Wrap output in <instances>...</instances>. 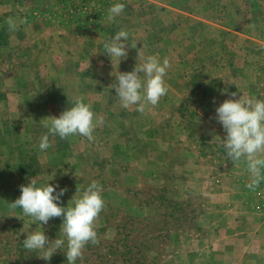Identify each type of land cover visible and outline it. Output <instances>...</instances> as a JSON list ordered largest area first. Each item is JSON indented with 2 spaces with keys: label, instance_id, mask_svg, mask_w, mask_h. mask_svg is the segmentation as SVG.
Returning <instances> with one entry per match:
<instances>
[{
  "label": "crops",
  "instance_id": "1",
  "mask_svg": "<svg viewBox=\"0 0 264 264\" xmlns=\"http://www.w3.org/2000/svg\"><path fill=\"white\" fill-rule=\"evenodd\" d=\"M88 2L93 6V15L86 18L74 10L71 0H0V76H3L0 77V142L3 143L0 144V174L5 166L9 169L11 186L20 177L18 151L27 145L25 140L21 143L22 135L34 134V124L40 119L59 117L72 106L75 98L82 97L84 103L91 105L96 127L106 134L113 132L108 124L111 119L121 121L125 127L124 119L128 117L146 120L153 110L143 114L136 109L125 110L113 88L118 72L132 71L137 63L143 62L142 58L153 55L161 62L165 58L169 60L165 80L170 89L155 109L156 113H167L162 103H177L184 98L180 83L188 84V98L193 95L196 82L191 73L198 69L220 74L217 65L221 64L225 72H231L233 81L247 84L246 70L250 62L224 61L226 50L222 47L212 51L213 41L229 49L224 40L236 39L233 44L239 49L233 48V53L239 55L249 52L246 46L264 43V0ZM115 3H123L125 8L110 21L109 8ZM9 17L26 22L18 30L10 31L6 22ZM122 29L129 33L128 57L119 64L112 63L103 45ZM131 44H136V48ZM257 49L264 55V47ZM261 63L264 64L263 61L258 65L252 63L256 71H261L257 72L260 77L251 76L259 89L264 87ZM185 70L187 83L180 78ZM210 79L207 81H213L220 89L226 86L222 75ZM243 95L258 99L260 96L249 92ZM226 99L220 92L213 99L207 98L214 103ZM41 131L46 133L48 129ZM75 136L80 140V135ZM66 144L63 141L61 145L66 147ZM66 151H61V158ZM235 166L236 170H228L219 179L218 190L206 189L207 213L198 229L206 231L207 236L200 240L197 234L191 241L194 249L185 259L188 264H264V204L257 198L264 180L251 190L247 187L251 174L246 161H238ZM34 175L29 171L24 177L31 182ZM228 178H232L230 182ZM210 184L215 185V181ZM19 194L16 189L9 195L7 208L13 210L9 204ZM178 254L173 257L179 258Z\"/></svg>",
  "mask_w": 264,
  "mask_h": 264
},
{
  "label": "rangeland",
  "instance_id": "2",
  "mask_svg": "<svg viewBox=\"0 0 264 264\" xmlns=\"http://www.w3.org/2000/svg\"><path fill=\"white\" fill-rule=\"evenodd\" d=\"M224 42L231 51L217 40L211 45L212 51L223 47L228 50L224 51V61L250 62L246 70L247 84L233 81L231 72H225V66L219 64L217 72L220 74L200 69L191 73L196 85L189 98L188 84L180 83L184 98L177 103H160L168 114L156 113V106H149L146 111H153L146 120L128 117L124 119L127 127L121 121L111 119L108 124L113 132L106 134L95 127V139L91 143L81 135L80 140L76 136L61 139L58 135H49L50 152L46 150L48 153L45 154L37 148L40 137L48 133H40L47 129H43L42 119L34 124V134L22 135L21 143L25 140L27 145L18 151V182L11 186L6 166L0 174L4 176L0 180V203H3L0 207V264H68L66 237L60 231L62 217L43 225L25 216L21 208L11 210L6 206L10 194L18 189L20 196V186L30 183L24 177L29 171L35 174L37 186L48 182L53 186L58 184L57 191L67 188L59 202L62 207L68 206L77 188L80 189L78 196L93 180L100 182L105 202L95 221L100 242L97 245L89 242L83 250V258L76 264H188L185 259L194 249L191 241L197 234L200 240L207 236L206 231L198 229L207 213L206 189L218 190L219 179L228 170L237 169L219 145L220 138L226 136L216 120L215 110L221 103L207 98L213 99V95L220 92L232 99L230 94L235 92L238 99L249 92L264 100V87H255L251 79V76L260 77L252 63L264 62L263 53H258L257 49L264 47V43L253 45L256 48L246 46L249 52L239 55L233 53V48L239 49L233 44L236 39L227 38ZM243 43L246 45L245 41ZM219 75L226 81L222 89L213 81H207L209 78L218 79ZM180 78L187 83L188 71L185 70ZM135 107L130 109L134 111ZM63 141L67 142L66 147L61 145ZM62 150L71 152H64L61 158ZM231 179L228 178L229 182ZM214 181L215 185H211ZM257 194V198L264 202L263 188ZM19 196L15 195L13 202ZM35 230H42L49 241L65 239V245L53 254L50 261L40 258L44 250L30 252L23 246L27 234ZM176 254L181 256L174 258Z\"/></svg>",
  "mask_w": 264,
  "mask_h": 264
},
{
  "label": "clouds",
  "instance_id": "3",
  "mask_svg": "<svg viewBox=\"0 0 264 264\" xmlns=\"http://www.w3.org/2000/svg\"><path fill=\"white\" fill-rule=\"evenodd\" d=\"M125 5L115 3L109 8L108 19L111 21L123 12ZM10 31L18 30L19 25L25 23L24 19L9 17L6 21ZM129 33L120 30L115 33L108 42H105L104 52L111 61H117L128 57ZM136 48V44L130 45ZM138 51V57L141 52ZM142 63H137L130 72H118L116 85L113 87L121 106L128 109L136 106V111L141 114L151 107L158 105L162 97L167 95L169 86L165 77L170 67L169 60L165 58L161 62L157 56L149 55L142 58ZM143 75V78H142ZM232 99L224 100L216 108V120L226 132V136L220 138L219 145L224 149L226 157L236 163L242 159L247 163V169L251 174V180L247 187L255 190L264 180V100L255 96L241 95L236 99V93L230 94ZM43 126L48 133L40 137L39 149L46 151L51 145L49 135H58L61 139L70 136L81 135L91 143L94 141L93 132L96 127L95 114L91 105L83 102V98H75L72 106L62 111L59 117L50 116L43 118ZM52 184L37 186L35 179L27 185L20 186L21 195L13 203L12 209L21 208L25 216H30L34 221L47 225L53 218L62 217L63 223L60 231L66 237L65 251L68 264H76L83 258L85 246L91 242L99 244L95 221L105 207L102 198L103 188L99 181L93 180L80 195V189H76L73 198L67 207L60 206L61 197L67 192V188H60ZM55 193V195H54ZM47 244V247L45 245ZM65 245V239L56 238L49 241L42 230H35L27 234L23 241L25 249L31 251L44 250L41 259L50 261L53 254Z\"/></svg>",
  "mask_w": 264,
  "mask_h": 264
},
{
  "label": "built area",
  "instance_id": "4",
  "mask_svg": "<svg viewBox=\"0 0 264 264\" xmlns=\"http://www.w3.org/2000/svg\"><path fill=\"white\" fill-rule=\"evenodd\" d=\"M71 3H73L74 10L78 11L81 15L85 16L86 18H89L93 15V6L88 2V0H71Z\"/></svg>",
  "mask_w": 264,
  "mask_h": 264
}]
</instances>
